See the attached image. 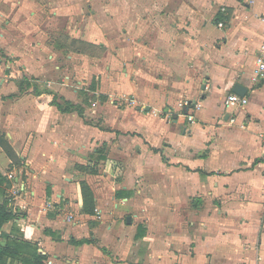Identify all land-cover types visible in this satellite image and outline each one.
<instances>
[{"label":"crops","instance_id":"crops-1","mask_svg":"<svg viewBox=\"0 0 264 264\" xmlns=\"http://www.w3.org/2000/svg\"><path fill=\"white\" fill-rule=\"evenodd\" d=\"M263 42L264 0H0V243L264 264Z\"/></svg>","mask_w":264,"mask_h":264},{"label":"trees","instance_id":"trees-1","mask_svg":"<svg viewBox=\"0 0 264 264\" xmlns=\"http://www.w3.org/2000/svg\"><path fill=\"white\" fill-rule=\"evenodd\" d=\"M3 184L2 178H0V185ZM81 193L83 198V208L85 211H89V208H93L92 195L89 189L81 184ZM14 215L7 207L6 203L0 206V229L2 226L12 220ZM6 242L0 243V264H44L46 257L37 252V248L33 247L25 242L11 239L9 236L5 237Z\"/></svg>","mask_w":264,"mask_h":264},{"label":"built area","instance_id":"built-area-1","mask_svg":"<svg viewBox=\"0 0 264 264\" xmlns=\"http://www.w3.org/2000/svg\"><path fill=\"white\" fill-rule=\"evenodd\" d=\"M219 27H222V24H219ZM253 80L255 81H264V42L262 44L261 50L257 57L255 58V68L253 73ZM247 104V99L236 94L230 95L225 101V106H244ZM181 109H184L186 112L183 114L184 117L187 118L188 122H193V116L189 115L188 112L192 103L188 100H184L181 104H179ZM196 109L200 108L199 104L193 105ZM233 122V120L231 121ZM264 139V135H263ZM9 179H12V176L9 175ZM17 192H13V195H16Z\"/></svg>","mask_w":264,"mask_h":264},{"label":"water","instance_id":"water-1","mask_svg":"<svg viewBox=\"0 0 264 264\" xmlns=\"http://www.w3.org/2000/svg\"><path fill=\"white\" fill-rule=\"evenodd\" d=\"M233 92H234L236 95L242 97V96H244V94H245V89H244L243 87L239 86V85H236V86H234V88H233ZM128 223H129V219H128Z\"/></svg>","mask_w":264,"mask_h":264},{"label":"rangeland","instance_id":"rangeland-1","mask_svg":"<svg viewBox=\"0 0 264 264\" xmlns=\"http://www.w3.org/2000/svg\"><path fill=\"white\" fill-rule=\"evenodd\" d=\"M85 99L87 100V103L89 104V103H90V102H88L89 97L85 96ZM92 103H93V102H92ZM92 103H90L91 106H92Z\"/></svg>","mask_w":264,"mask_h":264}]
</instances>
